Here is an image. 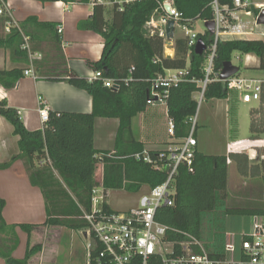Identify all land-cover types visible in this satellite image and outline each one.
Segmentation results:
<instances>
[{
	"label": "trees",
	"instance_id": "trees-1",
	"mask_svg": "<svg viewBox=\"0 0 264 264\" xmlns=\"http://www.w3.org/2000/svg\"><path fill=\"white\" fill-rule=\"evenodd\" d=\"M7 0H0V5ZM40 2L63 1L65 3H93V14L79 23V28L92 30L105 39L100 60L89 64L101 71L104 78L114 82L112 87L102 80H89L70 74L63 81L87 91L93 99L91 112H68L49 110V120L43 129H27L18 109L7 101H0V115L5 117L19 135L20 152L0 163V169H9L16 161L23 160L31 183L39 186L46 202L47 219L44 225L62 226L73 230H87L89 223L82 219L85 212L92 209V191L96 185L95 171L98 151L94 147L95 121L98 117L118 118L120 127L115 151L105 156L104 186L106 189L139 192L163 183L167 178L165 169H157L154 164L137 160L135 155L144 151L145 145L135 139L132 131L133 118L145 110L153 90V78L166 69H188V80L172 86L167 99L169 117L176 126L177 138L189 134L192 118L198 110L195 94L200 90L198 81L204 79L205 54L192 52L188 62L189 46L185 37H178L175 56L165 57L164 39L149 35L144 29L146 21L165 0H132L119 10V4L112 9L111 18H106V6L101 1L114 0H38ZM184 19L211 20L212 4L215 0H172ZM220 5H232L233 0H217ZM256 13L258 9L252 8ZM8 18H0L5 25ZM46 30L30 32L25 24L13 27L8 35L0 34V47L11 50L12 57L18 56L28 61L30 54L22 46L24 36H30V51L36 53L40 33L58 38V30L53 22H38ZM3 28V27H2ZM206 44L213 42L207 32L201 35ZM37 38V39H36ZM43 39V38H42ZM36 40V42H34ZM59 41V40H57ZM255 54L260 59L259 68L264 69V40L235 39L220 41L215 57V71L219 73L226 61L232 60L234 52ZM23 77V70H0V84L14 88ZM66 79V80H65ZM195 79L194 81H192ZM58 81L60 79H53ZM230 91L221 81L209 84L205 97L209 100L229 98ZM251 129L264 133V98L258 108L251 110ZM196 135V134H195ZM108 154V153H106ZM45 161L40 164V161ZM229 160L236 162L239 171L248 174L251 159L248 154H206L196 151L194 172L180 166L176 177V196L173 206L160 209L157 219L162 223L189 232L201 238L203 217L214 211L221 198H226L228 187ZM263 165H264V160ZM260 171V170H258ZM6 202L0 197V256L7 264H29L30 259L42 249L41 244L27 247L25 257L16 259L13 252L18 246L16 228L25 230L30 237L37 224H7L3 210ZM108 209V205L105 206ZM231 213L247 215L264 214L263 207L252 209H228ZM8 230H11L8 232ZM182 239V235H173ZM216 246V245H215Z\"/></svg>",
	"mask_w": 264,
	"mask_h": 264
},
{
	"label": "built area",
	"instance_id": "built-area-1",
	"mask_svg": "<svg viewBox=\"0 0 264 264\" xmlns=\"http://www.w3.org/2000/svg\"><path fill=\"white\" fill-rule=\"evenodd\" d=\"M132 0L119 2V10H123L124 4ZM169 5V9L166 6ZM253 7L258 9L254 14V26L246 17L253 14ZM264 9V2L253 0H233L232 5L222 6L217 0L212 4L213 18L201 20L205 30L198 31L196 19H184L181 12L172 0L159 2L150 18L146 21L144 29L149 35H158L164 39V48L168 42L175 48L176 39L185 37L188 42V62L192 52H195L196 44L201 35L207 32L213 37V42L207 44L205 54L204 79L198 81L200 90L196 92L195 99L201 104L205 99V93L209 84L215 81L223 82L229 91H237L244 103L255 101L258 108L264 98V77L244 75L240 72L226 80L220 78L221 71H215V57L220 41L235 39H253L257 18ZM7 17L6 29L10 32L17 22L12 18L10 9L5 3L0 5V18ZM174 21V37L167 35V25ZM214 21L215 30L210 33L206 23ZM177 30H181L182 36H177ZM58 31L62 33L60 26ZM262 37L256 39L264 40ZM23 48L27 49L31 59L38 58L37 54L30 51L29 37L24 36ZM168 57L167 54H164ZM26 75L37 78L32 69L25 70ZM189 70L166 69L153 78V90L148 104L161 103L168 107L167 99L169 89L182 81L188 80ZM102 80L104 85L112 87L113 80L104 78L101 71H95L90 79ZM193 79L192 81H194ZM39 113L43 122L49 120V110L41 102ZM169 113V112H168ZM197 116L192 118L191 130L185 137L177 138L174 120L169 117L168 129L172 138L164 151L152 152L145 149L137 153L135 158L152 163L157 169L167 171L166 180L153 187L147 188L140 196L139 203L128 210H114L108 203V192L104 186V157H99L102 166L101 177L97 180L92 191V209L85 212L81 218L89 223L86 230L91 240L87 247L86 264H264V214L254 215L249 231L240 234H227V240L223 250L209 252L200 239L189 232L179 230L166 225L157 219L158 211L164 207L173 206L176 196V177L180 166H185L190 173L194 172V160L198 146L195 136ZM264 137L255 139H242L229 144L228 153L248 154L251 160H264ZM253 152V156H250ZM229 163L231 161L229 160ZM124 190V189H121ZM108 205V209H106ZM173 235H182L179 239Z\"/></svg>",
	"mask_w": 264,
	"mask_h": 264
},
{
	"label": "crops",
	"instance_id": "crops-1",
	"mask_svg": "<svg viewBox=\"0 0 264 264\" xmlns=\"http://www.w3.org/2000/svg\"><path fill=\"white\" fill-rule=\"evenodd\" d=\"M121 1L124 0L101 1L106 6V18H111L114 5L119 4ZM5 4L10 9L12 18L17 22L16 27L18 28L25 24L26 28L33 33L46 30L45 27L42 28L38 23L29 20L30 17H36L40 23H55L57 30L61 26L63 31L62 33L58 31L57 39L50 34L42 35L40 33L42 37L36 38L40 43L33 44L37 50L34 54H37L38 58L31 59L29 57L28 61H24L18 56L12 57L10 49L0 47V70L15 68L23 70V77L14 88L8 89L0 84V101L5 100L10 106L18 109L25 126L31 131L43 129L45 126V122L42 121L39 113L41 102L47 106L48 110L91 112L93 108L91 95L87 91L63 81L64 79L61 78H66L70 74H77L90 80L94 76L96 70L89 62L101 59L105 39L92 30L79 28L81 21L92 16L94 4L65 3L63 1L43 3L38 0H7ZM109 5H111V9L108 7ZM10 32L6 29V23L3 26L0 23V34L8 35ZM27 37H29L30 44V36ZM173 49V54H167L168 57L175 56V48ZM166 53L164 49V54ZM247 58L249 61L258 62V66L252 67V69H261L259 68L260 59L258 56L247 54ZM27 69H32L37 78L26 75L25 70ZM262 70L264 71V69ZM56 78L60 80H53ZM238 96L242 101L239 93ZM212 100L214 101V99ZM166 108L167 110L163 112L159 103L148 104L145 110L138 113L132 121V131L135 139L144 143L145 148L152 152L159 151L157 147L160 146L166 148L170 143L167 138V135L170 136L169 129L167 132L165 131L169 119L168 107L166 106ZM225 110V117H221V112L218 113L217 109L212 108L211 110L210 116L213 121L217 122L216 124L220 122V126H222V121L229 120L230 107L226 105ZM119 127L120 120L118 118L98 117L96 119L94 147L98 151L96 154L98 159L103 154L115 151ZM236 141H227L225 151L219 149L220 151L216 154L228 155L229 144ZM18 142L19 135L14 133L13 125L0 115V163L9 161L12 156L20 152ZM215 143L217 144V142ZM232 162L236 164L234 160ZM39 163L44 164L45 161L42 160ZM98 167L101 170L103 169L99 161L96 163V182L101 177V172L97 176ZM146 189V187H143L142 190L145 191ZM0 197L6 202L3 216L7 224L32 223L38 225L33 230L29 240L27 236L25 252L20 255L17 254L18 248L14 250L13 257L16 259L25 257L29 244L31 247L37 244L42 245L39 239L42 238V234L46 229L56 231L59 238L68 231H81L86 239H89L85 230L44 225L47 219L45 198L41 188L31 183L29 171L23 160L16 161L9 169H0ZM263 206L259 205L258 207ZM52 227L55 229L52 230ZM63 229L67 232L65 233ZM19 230L20 228L17 227L16 231ZM60 250V245H57L51 251L56 252L60 258ZM45 251L46 246L42 245V249L30 259L29 264H49L50 261L53 263L55 258L52 256L45 257ZM0 264H7L2 256H0Z\"/></svg>",
	"mask_w": 264,
	"mask_h": 264
},
{
	"label": "rangeland",
	"instance_id": "rangeland-1",
	"mask_svg": "<svg viewBox=\"0 0 264 264\" xmlns=\"http://www.w3.org/2000/svg\"><path fill=\"white\" fill-rule=\"evenodd\" d=\"M253 2H264V0H253ZM108 7L111 9V5ZM254 14H256V12L253 10V14L251 13L246 17L251 21L253 26ZM196 29L200 32L205 30L201 20L198 21ZM263 30L264 25H256L253 39L262 37L261 32ZM178 35L182 36L181 30H177V36ZM168 46L170 45L167 44L166 48ZM171 49L174 50L173 48ZM232 62L240 66L239 72L244 75L254 77L264 76V71L262 69H252V67L258 66V62L249 61L247 54L239 51L234 52L232 55ZM159 105H161V110L163 112L167 110L165 105L161 103H159ZM226 105L230 107L229 120L222 121V126H220V122H218L219 125L216 124L217 122L213 121V118L210 116L212 113L211 110L212 108L217 109L218 113L221 112L220 116L225 117ZM253 107H257V103L255 101L252 103L240 101L237 91H230L229 98H216L213 101L205 97L201 104L198 102L196 137L199 140V146L197 149L206 154H216L220 151L219 149L225 151L227 141L263 138V133L254 132L251 129V109ZM165 131H168V125ZM167 138L169 141L172 140L171 136L167 135ZM215 142H217V144ZM166 148L162 146L157 147V149H159L157 152L164 151ZM100 172L101 168L98 167L97 176ZM143 192L144 190L141 192H129L127 190L112 189L108 192L107 201L114 210L125 211L138 205L140 196ZM259 205H264L263 161L261 159L251 160L248 174L241 173L237 164H234V162L229 163L227 195L226 198H221L219 200V204L214 211L207 212V214L204 215L200 238L202 245L209 252L223 250L226 244L227 234H240L249 231L253 222V215L231 213L228 212V209H252ZM53 229L55 228L52 227V230ZM64 230L65 229H63V231ZM9 231L11 230H8V232ZM64 232L66 233L67 231L65 230ZM27 236V232L21 228L19 231H16V237L19 240L17 254L21 255V253L25 252ZM39 240L42 242V245L46 246L44 256H52L55 258L53 263L50 261L49 264H86L87 247L91 240L86 239L83 232L68 231L59 238L56 231H48L46 229L42 234V238ZM57 245L61 247L60 258L56 252L51 251L55 249Z\"/></svg>",
	"mask_w": 264,
	"mask_h": 264
},
{
	"label": "water",
	"instance_id": "water-1",
	"mask_svg": "<svg viewBox=\"0 0 264 264\" xmlns=\"http://www.w3.org/2000/svg\"><path fill=\"white\" fill-rule=\"evenodd\" d=\"M167 9H169V5L166 6ZM257 24L258 25H264V9L261 10V12L258 15L257 18ZM206 26L208 28V30L210 31V33H213L215 30V24L214 21H208L206 23ZM167 35L169 38H173L174 37V21H170L167 25ZM168 44H170V42H168ZM172 47V44H171ZM207 48V44L206 42L200 38L198 43L196 44L195 47V53L198 55H202L204 53V51ZM240 71V66L235 65L232 60L226 61L223 64V68L220 74V78L222 80H226L229 77L235 75L236 73H238ZM250 156H253V152H251Z\"/></svg>",
	"mask_w": 264,
	"mask_h": 264
},
{
	"label": "bare ground",
	"instance_id": "bare-ground-1",
	"mask_svg": "<svg viewBox=\"0 0 264 264\" xmlns=\"http://www.w3.org/2000/svg\"><path fill=\"white\" fill-rule=\"evenodd\" d=\"M170 46H168L167 48H166V52H167V54H173V50L171 49L172 47H171V44H169Z\"/></svg>",
	"mask_w": 264,
	"mask_h": 264
}]
</instances>
